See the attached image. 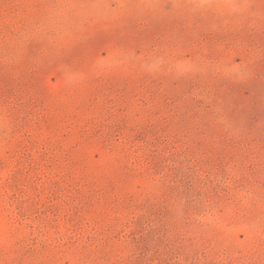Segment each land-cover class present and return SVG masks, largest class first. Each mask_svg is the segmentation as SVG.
<instances>
[{
    "label": "rangeland",
    "instance_id": "374dc122",
    "mask_svg": "<svg viewBox=\"0 0 264 264\" xmlns=\"http://www.w3.org/2000/svg\"><path fill=\"white\" fill-rule=\"evenodd\" d=\"M0 264H264V0H0Z\"/></svg>",
    "mask_w": 264,
    "mask_h": 264
}]
</instances>
